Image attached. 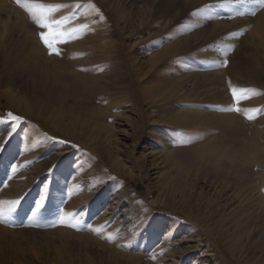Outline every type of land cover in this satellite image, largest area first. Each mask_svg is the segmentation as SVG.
I'll use <instances>...</instances> for the list:
<instances>
[{"label":"rangeland","instance_id":"rangeland-1","mask_svg":"<svg viewBox=\"0 0 264 264\" xmlns=\"http://www.w3.org/2000/svg\"><path fill=\"white\" fill-rule=\"evenodd\" d=\"M3 1L0 264H264V79L235 74L264 7L22 0L72 36L49 55Z\"/></svg>","mask_w":264,"mask_h":264},{"label":"bare ground","instance_id":"bare-ground-1","mask_svg":"<svg viewBox=\"0 0 264 264\" xmlns=\"http://www.w3.org/2000/svg\"><path fill=\"white\" fill-rule=\"evenodd\" d=\"M1 13L8 16L10 20L14 16L17 17V20H19V18H24V16L15 6L13 7L9 5L7 2L3 0H0V14ZM10 20L7 23L6 21L3 22L5 24V28H7L8 23H10ZM0 21H2L1 18H0ZM252 23H254V26L250 30L252 34L251 32H249L251 34L250 43H248L249 46L246 48L245 55H243L244 58L241 64L242 67H239V69L237 70L238 73H235V74L239 77L240 81L243 80V78H245L247 81H252V82L254 81V82L261 84L264 79V10L258 14V16L255 18V20ZM241 24H243L242 18L241 19L237 18L235 22H232V24L217 21L214 23V27H215L214 29H218V28L220 29L222 27L226 28L228 25L230 26L235 25L236 27H240ZM235 39L236 38L229 40L231 44L235 43L234 41ZM180 115H183V114H180Z\"/></svg>","mask_w":264,"mask_h":264},{"label":"snow or ice","instance_id":"snow-or-ice-1","mask_svg":"<svg viewBox=\"0 0 264 264\" xmlns=\"http://www.w3.org/2000/svg\"><path fill=\"white\" fill-rule=\"evenodd\" d=\"M253 3L264 7V0H252ZM15 3L22 8L30 17L32 22L36 24L41 30H47L40 32V40L44 46L48 49L49 55H60L59 50L54 47L56 44L67 43L72 39L71 35L58 32L56 29L60 26L61 22L51 18L52 7L45 6L38 3H22V0H15ZM254 14V13H253ZM246 93L247 90H241ZM233 98L236 99V89H232ZM239 112L240 109H235ZM11 116V114H9ZM19 117H12L14 123ZM251 119V117H249ZM15 171V169H13ZM16 203H19L18 201Z\"/></svg>","mask_w":264,"mask_h":264}]
</instances>
